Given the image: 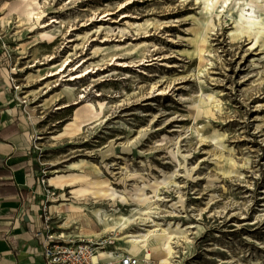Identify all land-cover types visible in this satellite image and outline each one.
I'll list each match as a JSON object with an SVG mask.
<instances>
[{
    "label": "rangeland",
    "instance_id": "374dc122",
    "mask_svg": "<svg viewBox=\"0 0 264 264\" xmlns=\"http://www.w3.org/2000/svg\"><path fill=\"white\" fill-rule=\"evenodd\" d=\"M215 1L0 0V112L27 136L32 205L60 243L122 255L123 227L169 226L171 264H264V37L233 36ZM54 174L125 202L75 199L76 184L49 186Z\"/></svg>",
    "mask_w": 264,
    "mask_h": 264
},
{
    "label": "bare ground",
    "instance_id": "6f19581e",
    "mask_svg": "<svg viewBox=\"0 0 264 264\" xmlns=\"http://www.w3.org/2000/svg\"><path fill=\"white\" fill-rule=\"evenodd\" d=\"M258 2V0H254ZM214 3L218 4V1ZM215 4V5H216ZM248 4V0H221L219 6L217 7V12L221 10L224 14L230 19H234V28L232 30L233 36H254V43L252 46H256L260 38L264 37V5L256 7L258 9L257 13L259 15H255L254 10L251 8L249 14L246 16L243 11L244 7ZM31 3H28L24 6V14L29 18L32 15ZM213 7V0H207L206 8L210 11ZM220 12V13H221ZM254 13L251 15L250 13ZM219 14V13H218ZM201 42H204V37L200 38ZM65 70V69H64ZM64 70H60L62 73ZM4 76L7 77L8 73L5 70L3 72ZM69 80H76L79 78L78 73L70 75ZM8 82V79H6ZM74 89L67 88L69 93H73ZM76 125V116L73 119L71 126ZM143 136V134H142ZM174 157V155H173ZM71 168H75L76 164L70 165ZM92 171L95 175L100 173L99 169L96 166H93ZM48 184L50 187L54 189L62 190L65 187L75 186L71 190V194L75 199H84L85 201H92L94 204H97L101 201H108L114 203L116 199H120V202H125L124 197L113 187L109 186L104 182L98 181H89L88 177L85 175L78 174H54L48 178ZM145 185L140 188L137 187L136 191L143 199V202L149 201V198L146 197L144 193ZM154 195L156 196V189L153 190ZM138 194L136 196H138ZM138 198V197H137ZM181 203V202H179ZM174 205V204H173ZM92 211V209H90ZM147 213L142 214L141 216H145ZM95 216L98 221L101 222L106 229H112L108 225V220L104 217H101V211L98 210L95 212ZM125 222H129V219H126ZM152 222H154L152 220ZM124 225V224H123ZM122 225V226H123ZM157 228L152 230H146V233L132 234L127 233L125 227L122 229L123 237L119 238L120 244L123 246L124 250L128 255H131L135 258H138L141 264H149L151 256H156L158 259V264H171L169 262V257L172 255V247H171V239L172 233L170 232L169 226L167 228H161L159 225H155ZM178 225L175 227V231L180 234H184L182 231H178ZM127 233V234H126ZM146 249L150 250V253H143ZM98 258L102 260H115L117 262L120 255L115 254L109 250L98 251Z\"/></svg>",
    "mask_w": 264,
    "mask_h": 264
},
{
    "label": "crops",
    "instance_id": "0c3cea01",
    "mask_svg": "<svg viewBox=\"0 0 264 264\" xmlns=\"http://www.w3.org/2000/svg\"><path fill=\"white\" fill-rule=\"evenodd\" d=\"M0 112V131L13 124ZM26 134L15 127L0 134V168L6 173L0 183L6 192L0 196V264H42L41 248L32 230L40 227L34 198L42 188L30 171ZM40 195V196H39ZM31 205V208H29Z\"/></svg>",
    "mask_w": 264,
    "mask_h": 264
},
{
    "label": "built area",
    "instance_id": "2783aa9c",
    "mask_svg": "<svg viewBox=\"0 0 264 264\" xmlns=\"http://www.w3.org/2000/svg\"><path fill=\"white\" fill-rule=\"evenodd\" d=\"M40 184L45 185L43 179ZM32 234L41 248L42 264H141L138 258L126 253L120 255L117 262L98 258V251H103L105 247L102 241L81 240L77 243H60L50 233L47 219L39 228H34Z\"/></svg>",
    "mask_w": 264,
    "mask_h": 264
},
{
    "label": "trees",
    "instance_id": "16d2710c",
    "mask_svg": "<svg viewBox=\"0 0 264 264\" xmlns=\"http://www.w3.org/2000/svg\"><path fill=\"white\" fill-rule=\"evenodd\" d=\"M9 128V127H8ZM8 128H4L3 130L0 131V134L1 133H4Z\"/></svg>",
    "mask_w": 264,
    "mask_h": 264
}]
</instances>
